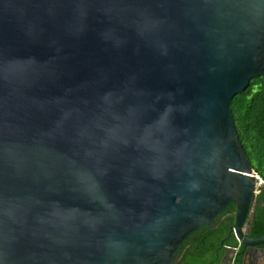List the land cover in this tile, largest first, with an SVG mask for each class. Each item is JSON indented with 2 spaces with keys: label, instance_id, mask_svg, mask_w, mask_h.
I'll use <instances>...</instances> for the list:
<instances>
[{
  "label": "water",
  "instance_id": "water-1",
  "mask_svg": "<svg viewBox=\"0 0 264 264\" xmlns=\"http://www.w3.org/2000/svg\"><path fill=\"white\" fill-rule=\"evenodd\" d=\"M260 74L264 0H0V264H175L230 201L264 264L230 109Z\"/></svg>",
  "mask_w": 264,
  "mask_h": 264
},
{
  "label": "trees",
  "instance_id": "trees-1",
  "mask_svg": "<svg viewBox=\"0 0 264 264\" xmlns=\"http://www.w3.org/2000/svg\"><path fill=\"white\" fill-rule=\"evenodd\" d=\"M238 138L246 156L256 173L264 180V74L250 79L246 88L235 94L230 102ZM250 234L260 236L264 233V218L261 204L264 200V184L258 188ZM233 215L214 228L197 231L181 247V254L175 264H202L208 251L219 245L227 235Z\"/></svg>",
  "mask_w": 264,
  "mask_h": 264
},
{
  "label": "flooded vegetation",
  "instance_id": "flooded-vegetation-1",
  "mask_svg": "<svg viewBox=\"0 0 264 264\" xmlns=\"http://www.w3.org/2000/svg\"><path fill=\"white\" fill-rule=\"evenodd\" d=\"M258 188L259 187H257V193L259 191ZM257 193L255 194L254 199L251 201V205H250L251 209H250V212H249V214L246 218V222H245L246 231L249 233V235L254 236V237H260L264 234L263 233L260 236H255V235L250 234L252 214L254 212L255 198H256ZM263 202H264V200L259 202V204H261V208H262ZM235 209H236L235 202L234 201L228 202L217 213V215L214 218H212L210 223L204 224L202 227H200L197 230H195L194 232H192L189 235V237L192 235L196 236L198 234L197 231H199V230L202 231L206 228H214V227L218 226L222 221H227V218L230 215H233V217H234ZM212 223H213V225H211ZM189 237L184 241V243L189 239ZM221 241H223L222 244H221ZM183 244L181 245V247L183 246ZM181 247L176 251L175 255H177L179 253L181 254V252H180ZM234 248H235V250H234ZM242 249H243V245L237 244L233 235L227 233V235H225L221 238L219 245L213 246L212 249L210 251H208L206 258L202 261V264H240L239 262H236L233 259L236 258V253ZM255 253H257V251H255ZM238 257H241V254L238 255Z\"/></svg>",
  "mask_w": 264,
  "mask_h": 264
},
{
  "label": "built area",
  "instance_id": "built-area-1",
  "mask_svg": "<svg viewBox=\"0 0 264 264\" xmlns=\"http://www.w3.org/2000/svg\"><path fill=\"white\" fill-rule=\"evenodd\" d=\"M254 173L256 175V179H257V182L259 183V185L264 184V180L261 178V176L258 173H256L255 171H254Z\"/></svg>",
  "mask_w": 264,
  "mask_h": 264
},
{
  "label": "rangeland",
  "instance_id": "rangeland-1",
  "mask_svg": "<svg viewBox=\"0 0 264 264\" xmlns=\"http://www.w3.org/2000/svg\"><path fill=\"white\" fill-rule=\"evenodd\" d=\"M259 187V186H258Z\"/></svg>",
  "mask_w": 264,
  "mask_h": 264
}]
</instances>
